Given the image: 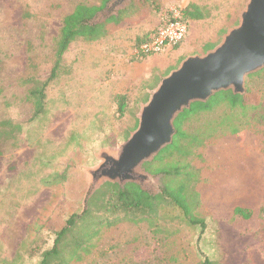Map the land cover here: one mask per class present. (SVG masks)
<instances>
[{
    "label": "rangeland",
    "instance_id": "obj_1",
    "mask_svg": "<svg viewBox=\"0 0 264 264\" xmlns=\"http://www.w3.org/2000/svg\"><path fill=\"white\" fill-rule=\"evenodd\" d=\"M247 2L129 1L119 17L104 23L103 37L79 38L70 45L64 65L71 72L48 83L46 110L32 118L28 91L35 79L44 81L50 75L65 15L79 3L99 6L102 0H0V130L5 120L21 125L0 140V264H40L56 233L74 214L76 223L62 245L64 264H198L206 256L219 264H255V253L264 259V223L256 226L253 219L247 226L229 217L223 206L212 204L213 186H241V172L250 170L254 172L248 179L254 187L238 197L256 207L264 203L261 158L236 156L234 149L264 147V120L259 125L261 136L256 137L241 112L238 122L246 128L245 137L233 144L221 140L208 148L209 155L219 157L224 166L212 172L214 184L203 192V230L189 224L178 210L171 213L163 207L152 223L126 220L105 226L111 219L104 209L110 195L105 185L112 182L90 187L85 171L100 164L102 149L119 150L137 128L141 106L153 89L187 56L214 49L239 24ZM191 4L208 11L205 18L189 21V33L179 45L157 54L137 53L140 37L154 30L163 17L182 13ZM111 60L120 72L118 79L110 70ZM245 89L244 94L251 91L264 100V68L247 76ZM225 107L222 102L203 118L223 114ZM203 118L192 115L185 121L193 127ZM243 162L255 168L243 170ZM150 173L160 175L159 187L146 191L159 195L162 175ZM229 200L224 199L223 205ZM96 229L98 234L92 235ZM82 239L91 247L79 250L77 259L74 252Z\"/></svg>",
    "mask_w": 264,
    "mask_h": 264
},
{
    "label": "trees",
    "instance_id": "obj_2",
    "mask_svg": "<svg viewBox=\"0 0 264 264\" xmlns=\"http://www.w3.org/2000/svg\"><path fill=\"white\" fill-rule=\"evenodd\" d=\"M111 1L102 0L99 6L79 3L70 13L65 15L56 40L54 63L50 75L44 81L35 79L28 91V99L33 106L32 118H37L46 110V86L48 83L62 74L71 72V69L64 65V56L70 45L79 38L85 41H94L103 37L104 31L102 33L101 28L104 29V23L110 18L119 17L122 14L124 9L115 15L105 17L102 21L96 22L101 12L109 8ZM133 6L131 5L129 8ZM206 11H208L206 7L203 8L197 4H191L182 10L181 17L189 23L190 20L205 18ZM153 31H149L144 37H140L137 41V47L148 40ZM222 102L226 105V111L223 114L217 113L214 118H203L210 116L208 114L215 111V108ZM125 108L126 105L123 102L120 109L124 112ZM261 110H264V100L251 91L246 94H235L231 90L221 91L206 102H193L189 109H185L177 116L175 120L176 134L173 142L162 149L153 161H148L144 164L146 170L162 175V193L153 196L136 183H127L124 186L116 183H107L105 186L110 195L106 200L104 209L111 219L105 226L126 220L152 223L155 220V215L159 212V208L163 207V210L167 209L171 213L178 210L189 224L199 226L203 230L206 227L203 215V208L205 207L203 192L206 191L207 186H213L214 184L210 179L212 172L224 166L219 157L209 155L207 152L208 148L218 146L221 140H226L227 144H233L238 139L241 140V138L245 137V127L241 128L238 122L240 120L239 113L241 112L252 123L250 128L254 130V135L256 137L261 136L259 125L264 120V113H261ZM249 114L251 116L247 117ZM192 115L200 116L203 121L199 122V124L197 123L198 125L195 124V126L189 127L185 120ZM1 125L0 140L3 136H10L12 130L16 132L21 128V125L9 120L2 121ZM243 125L247 126L246 123H243ZM234 149L237 150L235 152L237 153L236 156L261 158L259 165H263L262 170H264V147L258 145L250 149L248 145H240V147H234ZM242 164L243 170L255 168L250 163L246 164V162H243ZM253 172V170L246 173L244 171L241 172V186L231 189H227V187L224 189L223 186L222 189L221 187L213 186L215 189L213 192L216 197H214V203L212 204L215 207L217 205L223 206L229 213V217L238 218L247 226L252 225L253 219L256 221L254 224L256 226L264 223V203L256 207L252 205V202L246 201L244 203L238 197L251 191L254 187L249 180ZM227 198H231V200L223 205L224 199ZM75 217V214L72 215L67 220L66 225L56 233L53 247L44 252L40 264H52L54 258H57L55 264H64V261L61 260L62 245L72 226L76 223ZM157 222H159V219L155 223ZM100 224L102 223L97 225L99 226ZM99 229L90 233L92 235L98 234ZM89 244L91 243L86 239L78 240L74 256L79 254V250L86 251L88 247H91ZM76 258L79 259V255ZM253 260L255 264H264V259L258 253H255ZM198 264L219 263L206 256Z\"/></svg>",
    "mask_w": 264,
    "mask_h": 264
},
{
    "label": "water",
    "instance_id": "obj_3",
    "mask_svg": "<svg viewBox=\"0 0 264 264\" xmlns=\"http://www.w3.org/2000/svg\"><path fill=\"white\" fill-rule=\"evenodd\" d=\"M129 1L112 0L110 11L101 12L102 20L117 14ZM262 68L264 0H248L239 24L229 29L214 49L187 56L153 89L141 106L137 128L119 150L102 149L98 154L100 164L85 168L89 186L94 188L108 181L136 183L148 191L158 188L160 175L155 176L143 166L173 142L177 116L193 102H206L221 91L244 94L247 76Z\"/></svg>",
    "mask_w": 264,
    "mask_h": 264
},
{
    "label": "built area",
    "instance_id": "obj_4",
    "mask_svg": "<svg viewBox=\"0 0 264 264\" xmlns=\"http://www.w3.org/2000/svg\"><path fill=\"white\" fill-rule=\"evenodd\" d=\"M189 29V23L181 17L179 12H175L169 17H163L149 39L137 47V53L151 55L174 47L186 38Z\"/></svg>",
    "mask_w": 264,
    "mask_h": 264
},
{
    "label": "crops",
    "instance_id": "obj_5",
    "mask_svg": "<svg viewBox=\"0 0 264 264\" xmlns=\"http://www.w3.org/2000/svg\"><path fill=\"white\" fill-rule=\"evenodd\" d=\"M114 60H111L110 61V70L113 72V76H116V78L118 79L119 77H120V72L119 71H116V69H117V66H114L113 64H114V62H113ZM173 70V69H172ZM171 70V71H172Z\"/></svg>",
    "mask_w": 264,
    "mask_h": 264
}]
</instances>
